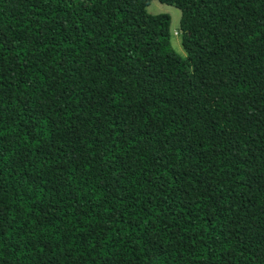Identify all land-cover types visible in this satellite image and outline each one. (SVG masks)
I'll list each match as a JSON object with an SVG mask.
<instances>
[{
  "label": "trees",
  "instance_id": "obj_1",
  "mask_svg": "<svg viewBox=\"0 0 264 264\" xmlns=\"http://www.w3.org/2000/svg\"><path fill=\"white\" fill-rule=\"evenodd\" d=\"M0 0V264H264V0Z\"/></svg>",
  "mask_w": 264,
  "mask_h": 264
},
{
  "label": "rangeland",
  "instance_id": "obj_2",
  "mask_svg": "<svg viewBox=\"0 0 264 264\" xmlns=\"http://www.w3.org/2000/svg\"><path fill=\"white\" fill-rule=\"evenodd\" d=\"M148 14L157 15V14H167L171 18L170 24V41L171 46L174 52L181 58H185L186 53L181 45V32H180V19L181 11L174 7L166 4H161L156 0H153L149 3L146 8Z\"/></svg>",
  "mask_w": 264,
  "mask_h": 264
}]
</instances>
